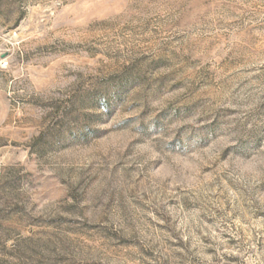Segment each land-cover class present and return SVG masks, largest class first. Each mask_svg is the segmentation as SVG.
Masks as SVG:
<instances>
[{
	"label": "rangeland",
	"instance_id": "rangeland-1",
	"mask_svg": "<svg viewBox=\"0 0 264 264\" xmlns=\"http://www.w3.org/2000/svg\"><path fill=\"white\" fill-rule=\"evenodd\" d=\"M0 264H264V0H0Z\"/></svg>",
	"mask_w": 264,
	"mask_h": 264
},
{
	"label": "built area",
	"instance_id": "built-area-1",
	"mask_svg": "<svg viewBox=\"0 0 264 264\" xmlns=\"http://www.w3.org/2000/svg\"><path fill=\"white\" fill-rule=\"evenodd\" d=\"M7 65V63H3V66H6Z\"/></svg>",
	"mask_w": 264,
	"mask_h": 264
}]
</instances>
